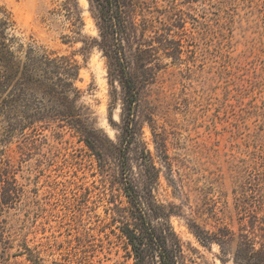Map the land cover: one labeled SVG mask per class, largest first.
I'll use <instances>...</instances> for the list:
<instances>
[{
  "label": "rangeland",
  "instance_id": "rangeland-1",
  "mask_svg": "<svg viewBox=\"0 0 264 264\" xmlns=\"http://www.w3.org/2000/svg\"><path fill=\"white\" fill-rule=\"evenodd\" d=\"M137 1L153 56L147 69L133 65L138 102L126 132L87 0H0L12 48L75 61L78 105L94 130L92 149L53 124L27 146L18 132L4 143L12 120L0 114V264H132L112 211L127 206L121 182L150 181L147 155L152 196L172 207L189 264H233L240 238L263 241L264 0ZM193 225L218 239L202 245Z\"/></svg>",
  "mask_w": 264,
  "mask_h": 264
},
{
  "label": "trees",
  "instance_id": "trees-1",
  "mask_svg": "<svg viewBox=\"0 0 264 264\" xmlns=\"http://www.w3.org/2000/svg\"><path fill=\"white\" fill-rule=\"evenodd\" d=\"M87 2L98 30L95 46L106 57L108 66L114 67L122 89L123 106L129 120L125 122L127 132L138 102L133 65L147 69L153 56L151 45L141 43L147 21L143 17L138 19L142 9L137 0ZM0 14V114L12 120L5 129L4 143L18 132L20 142L27 146L37 131L53 124L58 129L75 131L92 149L94 130L88 122L87 109L78 105V91L73 86L78 76L75 61L66 56L46 54L32 44L12 48L6 36L8 15L1 8ZM161 46L168 55L169 48ZM142 161L150 181L143 189L131 179L121 182L127 206H116L112 211L113 220L119 223L117 229L124 240L126 255L132 264H189L183 244L170 223L171 216L175 215L172 207L158 203L152 196L151 184L157 179L152 159L147 155ZM190 230L202 245L218 239L196 225ZM219 236L226 237L228 243L233 242L229 231ZM260 237L263 241L258 247L248 236L240 238L232 253V263L264 264V233ZM222 251L225 250L222 248Z\"/></svg>",
  "mask_w": 264,
  "mask_h": 264
}]
</instances>
